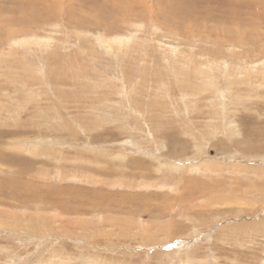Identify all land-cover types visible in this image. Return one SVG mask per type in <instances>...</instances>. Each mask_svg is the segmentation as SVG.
Wrapping results in <instances>:
<instances>
[{"label":"rangeland","instance_id":"374dc122","mask_svg":"<svg viewBox=\"0 0 264 264\" xmlns=\"http://www.w3.org/2000/svg\"><path fill=\"white\" fill-rule=\"evenodd\" d=\"M255 1L0 0V264H264Z\"/></svg>","mask_w":264,"mask_h":264},{"label":"bare ground","instance_id":"6f19581e","mask_svg":"<svg viewBox=\"0 0 264 264\" xmlns=\"http://www.w3.org/2000/svg\"><path fill=\"white\" fill-rule=\"evenodd\" d=\"M176 1V0H175ZM181 1V0H180ZM182 1H184V0H182ZM186 1H188V0H186ZM205 2H207V1H209V0H204ZM212 1H214V2H216L217 4H218V8H217V10H215V12L214 13H212L211 14V11H208L209 12V21H214L216 18H215V16L218 14V15H220V16H222V17H220L221 18V21L222 22H220V24H228V26H231L232 25V22L234 21V18H236V17H238V16H241V15H239L240 13H239V10H248V9H246L247 7H249L250 5H252V4H258V5H261L263 2L262 1H260V2H257V1H255V0H224V3H223V7H227V8H224L223 9V7H220V5H219V0H212ZM189 2H191V3H194L195 2V0H189ZM256 2V3H255ZM211 4V3H210ZM262 6V5H261ZM177 7H180V5H177ZM245 7V8H244ZM173 9V11H174V13H175V15H177L176 17H180V18H185L184 17V13L186 12V10L184 11V10H179V8H172ZM194 11H196V10H194ZM186 13H188V12H186ZM191 13V12H190ZM234 14V15H233ZM172 15V14H171ZM212 15V16H211ZM167 16V15H166ZM171 17V16H170ZM178 17V18H179ZM215 21H217V19L215 20ZM20 26V25H19ZM237 26V25H236ZM179 27V26H178ZM200 27V26H199ZM183 28V27H182ZM216 28V27H215ZM221 29V28H220ZM243 29V28H242ZM192 33V32H191ZM229 33V32H228ZM226 34V33H225ZM239 38L242 40V41H240V40H236V39H230V41L231 42H233V43H241V42H244L245 40H246V35H244L243 33H240L239 34ZM229 40V39H228ZM1 44V43H0ZM245 44H247V43H245ZM243 45V44H242ZM24 65V64H23ZM126 74V73H125ZM56 79V78H55Z\"/></svg>","mask_w":264,"mask_h":264}]
</instances>
